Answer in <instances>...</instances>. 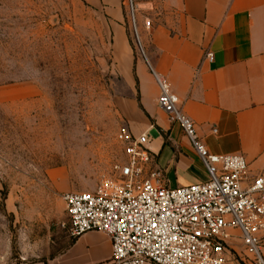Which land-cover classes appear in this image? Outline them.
I'll use <instances>...</instances> for the list:
<instances>
[{"label":"rangeland","instance_id":"obj_1","mask_svg":"<svg viewBox=\"0 0 264 264\" xmlns=\"http://www.w3.org/2000/svg\"><path fill=\"white\" fill-rule=\"evenodd\" d=\"M159 2L134 0L137 25ZM127 32L145 57L128 0H0V264L104 255L99 236L71 234L63 196L94 191L126 161L118 133H134L141 107L127 87Z\"/></svg>","mask_w":264,"mask_h":264},{"label":"crops","instance_id":"obj_2","mask_svg":"<svg viewBox=\"0 0 264 264\" xmlns=\"http://www.w3.org/2000/svg\"><path fill=\"white\" fill-rule=\"evenodd\" d=\"M150 19V27L145 19ZM145 57L136 56L127 32V87L139 91L135 135L150 134L151 167L170 187L206 181L208 174L179 123L158 106L159 89L149 65L167 78L179 107L214 154H243L254 170L264 166V0H160L138 22ZM213 52L214 58H206ZM216 129V131H214ZM225 264H255L238 231ZM107 247L99 263L112 256ZM79 239V240H80ZM78 240V241H79ZM264 255V239L262 247ZM97 264V263H96Z\"/></svg>","mask_w":264,"mask_h":264},{"label":"built area","instance_id":"obj_3","mask_svg":"<svg viewBox=\"0 0 264 264\" xmlns=\"http://www.w3.org/2000/svg\"><path fill=\"white\" fill-rule=\"evenodd\" d=\"M128 3L140 40L134 0ZM145 24L150 27L151 20ZM205 56L213 60L214 53ZM149 69L159 89V108L181 125L208 179L167 186L151 167L150 134L122 128L118 140L126 161L116 164L113 175L103 177L94 191L63 196L71 234H106L112 242L106 264H225L238 231L255 264H264V166L254 170L243 154L211 153L180 109L169 80Z\"/></svg>","mask_w":264,"mask_h":264}]
</instances>
